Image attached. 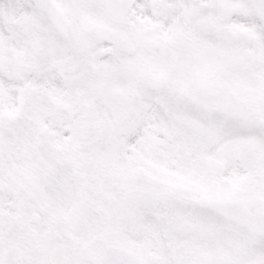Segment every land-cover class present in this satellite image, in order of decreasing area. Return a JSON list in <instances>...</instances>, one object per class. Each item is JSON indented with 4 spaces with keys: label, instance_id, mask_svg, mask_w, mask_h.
Segmentation results:
<instances>
[{
    "label": "snow or ice",
    "instance_id": "snow-or-ice-1",
    "mask_svg": "<svg viewBox=\"0 0 264 264\" xmlns=\"http://www.w3.org/2000/svg\"><path fill=\"white\" fill-rule=\"evenodd\" d=\"M0 264H264V0H0Z\"/></svg>",
    "mask_w": 264,
    "mask_h": 264
}]
</instances>
